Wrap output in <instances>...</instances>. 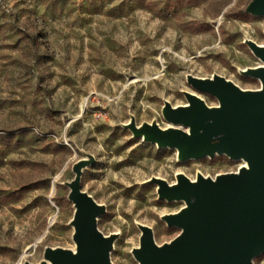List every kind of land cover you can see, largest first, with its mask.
<instances>
[{"label":"rangeland","instance_id":"1","mask_svg":"<svg viewBox=\"0 0 264 264\" xmlns=\"http://www.w3.org/2000/svg\"><path fill=\"white\" fill-rule=\"evenodd\" d=\"M255 6L256 0H0V264H39L50 248L74 247L78 192L104 204L101 161L132 148L154 171L132 189H115L131 200L153 199L154 209L97 216L98 230L112 236L109 264H140L143 225L156 245L179 234L164 215L178 202L160 197L159 180L141 181L172 183L178 172L216 178L242 161L225 152L181 157L173 146L144 140L140 127L172 124L166 106L187 102L189 92L207 105L220 102L193 78L218 74L240 88L260 86L258 77L240 72L260 62L245 41L264 43V13ZM250 262L264 264V250Z\"/></svg>","mask_w":264,"mask_h":264},{"label":"water","instance_id":"2","mask_svg":"<svg viewBox=\"0 0 264 264\" xmlns=\"http://www.w3.org/2000/svg\"><path fill=\"white\" fill-rule=\"evenodd\" d=\"M253 10L264 13V0ZM256 52L264 58V47ZM264 80V68L257 69ZM199 88L219 97L221 108H208L199 98L191 105L166 107L167 118L191 129L160 130L146 127V135L160 144L179 147L180 156L213 153L244 155L252 170L226 172L215 180L197 183L180 176L177 184L161 185L167 198H185L187 206L167 216L181 227L169 243L156 245L146 229L136 250L140 264H251L250 257L264 250V89L241 91L222 77L193 78ZM74 223L79 252L58 248L47 253L56 264H109L110 242L96 227L101 211L92 199L78 192Z\"/></svg>","mask_w":264,"mask_h":264},{"label":"bare ground","instance_id":"3","mask_svg":"<svg viewBox=\"0 0 264 264\" xmlns=\"http://www.w3.org/2000/svg\"><path fill=\"white\" fill-rule=\"evenodd\" d=\"M260 1L261 0H256V5H258L260 3ZM245 41L252 48V51L257 56V58L260 60V62L254 66H246L244 68H241L240 72L252 74L255 77H258L260 79V86L257 89H244V88L238 87L233 82L232 83H233V85L238 87L241 91H261L264 89V80H263L262 76L260 74H256L255 71L257 69L264 68V58L259 53L256 52V48L257 47H260V48L264 47V43H262V44L257 43L250 38H246ZM213 77H222L225 80L230 81L227 78H225L221 75H218V74H214L210 78H213ZM206 78H208V77H206ZM192 96H195V97L199 98L200 100H202V98L197 93L189 92V94H188L189 99L187 102L176 105V106H171V108L173 109L176 107L190 106L191 105L190 97H192ZM203 103L208 108H218V109L221 108L220 102H218L216 105H207L204 101H203ZM146 127H150L151 129H156V127L153 123L147 122L145 124H142L140 129L143 130V134H144L143 139L144 140L154 141L156 143V145L159 147L160 146H168V147L173 146L177 149L178 155H180V150H179L178 146L170 145V144H160L157 139L148 137L146 135V131H145ZM170 128L181 129L180 126L174 125V122H172V124H167L165 127H160L158 129L164 131V130H167ZM183 131H185L188 134H191V129L189 127H187ZM107 140L108 139H103L102 142L107 141ZM129 140H130V138L120 140L119 142L116 143L115 148H118V147L126 144ZM131 150H133V148L128 150L127 152H122L119 156H116L114 153L111 157H109V154L106 153L104 159H102L101 169L99 170V176H98L97 181H98V194L103 198L104 204L96 202L87 193L80 191V193L85 194L90 199H92L98 206L103 208L102 212H99L94 216L95 221L97 220V216L101 215L103 212L107 213V214L115 213L116 215L117 214H123L127 218H130L134 215L133 213L138 207H142V209H143L142 212H149L152 209H154L152 204L155 201L153 199L146 198L142 201L131 200L127 195H119L120 193L118 191H116V189H115V188L119 187L122 183H126V186L124 189H128V188L132 189L135 186V182H134L135 179L143 178L147 174H149L150 172L154 171L155 166H152L145 157H142L141 159L137 160L136 157L140 154V152L137 151L135 153H131ZM214 152H225V151H219L216 149ZM228 155L233 157V158H236V159H241V161H242L239 165L238 170L235 171L236 173L243 170V169L252 170L250 159H247L244 155H240V156H232L230 154H228ZM180 176L186 177V175L183 172H178L176 174V179L172 183H167V185L171 186V185L177 184ZM186 178L189 181L194 182V183H197L198 180L201 178L215 180V178L200 177V176H198L196 178H189V177H186ZM152 180H159V187L158 188L160 189V186L163 183V179L158 178L157 176H152L148 180L141 181V183L152 181ZM113 189H115V190H113ZM159 192H160V190H159ZM160 197H165V196L162 195L160 192ZM166 199L177 201L178 207L175 210H172L170 212H166L164 214L165 217L172 215V214H175L179 210H181L182 208L187 206V201L185 198H166ZM77 207H78V205L76 206V209H77ZM104 207L106 208V210L104 209ZM73 223H74V218H73ZM74 228H75V245H74V247H72V248L62 247L61 248L70 254H77L79 252V246H78V242H77V238H76V235L78 232V228H77L76 223H74ZM146 229H148L150 231V226L143 225L142 226V233H144V231ZM98 231L102 234V236L105 239H107L110 242V247H112V236L104 234L100 230H98ZM158 246H160V245H158ZM56 249H58V247L50 248L47 250L46 253H48L50 251H54ZM137 249H139V247ZM39 264H56V260L54 258L48 256L47 260L42 261Z\"/></svg>","mask_w":264,"mask_h":264}]
</instances>
